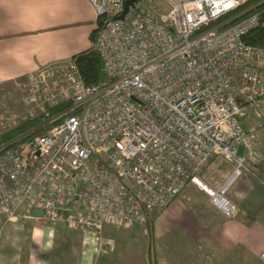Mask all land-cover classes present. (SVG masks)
<instances>
[{
    "label": "built area",
    "instance_id": "built-area-1",
    "mask_svg": "<svg viewBox=\"0 0 264 264\" xmlns=\"http://www.w3.org/2000/svg\"><path fill=\"white\" fill-rule=\"evenodd\" d=\"M88 1L107 81L87 86L72 60L26 77L25 102L40 115L71 106L29 154L0 148V216L131 229L195 185L232 218V186L245 175L262 181L238 149H250L244 115H264V50L244 42L264 30V2L136 0L121 20L128 0ZM216 158L235 165L218 190L201 178Z\"/></svg>",
    "mask_w": 264,
    "mask_h": 264
},
{
    "label": "crops",
    "instance_id": "crops-1",
    "mask_svg": "<svg viewBox=\"0 0 264 264\" xmlns=\"http://www.w3.org/2000/svg\"><path fill=\"white\" fill-rule=\"evenodd\" d=\"M98 29L97 14L88 0H0V85L23 82L44 67L70 62L95 49L93 35ZM255 115L248 111L242 123L246 130L251 129L258 147L238 149V156L247 159L262 181L245 175L232 186L227 195L237 208L232 218L218 211L205 192L189 185L154 218L152 238L148 239L152 243L147 246L146 242L139 261H131L134 252L116 254L119 241L104 242L98 233L36 217L10 222L0 216V264H151L150 251L158 257L168 252L174 258L181 243L198 257L199 264H262L264 115ZM234 169V163L216 158L201 178L218 190ZM212 251L216 256L206 259Z\"/></svg>",
    "mask_w": 264,
    "mask_h": 264
},
{
    "label": "rangeland",
    "instance_id": "rangeland-1",
    "mask_svg": "<svg viewBox=\"0 0 264 264\" xmlns=\"http://www.w3.org/2000/svg\"><path fill=\"white\" fill-rule=\"evenodd\" d=\"M26 83V79L23 82L17 84H3L0 85V138L4 134L12 131L13 129L21 126L23 123L26 122L31 116L38 117L40 113L38 110H35V107L27 106L25 100L27 98V92L24 88V84ZM34 109L33 113L31 111ZM255 114V113H254ZM259 117L258 115H255ZM251 129H247V136L248 142L250 145V149H257L258 145L256 143V138L250 134ZM262 144V141L260 142ZM239 149H249L246 145H240ZM25 154L27 150H24ZM158 216V215H157ZM156 216V217H157ZM155 217V218H156ZM154 218L148 219L144 221L140 225H136L131 229L124 230V229H114V228H105L102 232L98 233L99 237L104 242H107L108 239H115L118 242L117 252L116 254H121L126 252L131 254L132 252L135 253L133 258H130L131 261L133 260H140V254H142L147 246L152 243V224ZM180 249L176 250L175 253L176 257L172 258L168 256V252L160 253L159 257L155 254L151 256L150 263L151 264H199V259L196 255L192 254L191 251L184 250V244L181 243ZM178 248V247H176ZM188 248V247H187ZM184 250V251H183ZM210 252V251H209ZM212 255L207 256L206 259L210 257H215L216 253L212 251ZM191 253V254H190ZM195 253V252H194ZM190 255V256H189ZM191 257V258H190Z\"/></svg>",
    "mask_w": 264,
    "mask_h": 264
},
{
    "label": "trees",
    "instance_id": "trees-1",
    "mask_svg": "<svg viewBox=\"0 0 264 264\" xmlns=\"http://www.w3.org/2000/svg\"><path fill=\"white\" fill-rule=\"evenodd\" d=\"M262 2H264V0H255L248 4L245 8L248 9L254 7ZM258 9L253 10L251 13H257V11H259ZM98 33L99 29L93 35V40L95 42L97 40ZM244 42L248 45L264 50V30L258 29L254 31L244 39ZM72 61H75L79 65L83 80L87 86H95L107 81L104 63L96 49H91L87 52L79 54L74 57ZM70 106L71 104H62L59 107L49 108L45 114L38 117L29 118L21 126L1 136L0 148L4 146H9L10 148L22 147L23 150H27L26 152L29 154L35 139L38 136L46 134L51 128L57 125H50L49 122L58 115L64 113L68 108H70ZM151 256L152 251H150V259Z\"/></svg>",
    "mask_w": 264,
    "mask_h": 264
},
{
    "label": "water",
    "instance_id": "water-1",
    "mask_svg": "<svg viewBox=\"0 0 264 264\" xmlns=\"http://www.w3.org/2000/svg\"><path fill=\"white\" fill-rule=\"evenodd\" d=\"M136 0H128L127 4H126V7H125V11L123 13V15L121 16V20H123L126 16V14L128 13L130 7H132L134 5ZM44 213L43 212H35L34 213V216L35 217H43Z\"/></svg>",
    "mask_w": 264,
    "mask_h": 264
}]
</instances>
